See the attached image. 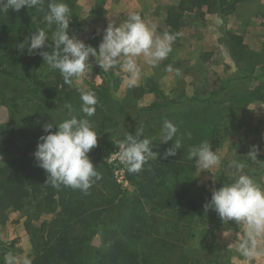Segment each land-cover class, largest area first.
<instances>
[{
  "label": "rangeland",
  "instance_id": "rangeland-1",
  "mask_svg": "<svg viewBox=\"0 0 264 264\" xmlns=\"http://www.w3.org/2000/svg\"><path fill=\"white\" fill-rule=\"evenodd\" d=\"M130 13H138L145 23L154 25L158 36L165 32L180 35L167 58L157 66L144 63L143 57L138 58L140 74L132 87L128 84L129 74L119 66L107 72L103 70L104 75L97 73L92 57L85 74L73 78V84L67 89L73 92L78 106H81L79 89L94 93L98 99L100 87L110 84L113 98H104L107 111L98 112L96 108L94 116L87 117L98 140L108 133L120 145L125 139L123 123L126 122L129 129L143 128V138L165 146L159 139L162 123L167 119L179 129L174 139L179 138L185 146L182 158L188 159L193 143L199 145L203 141L222 157L221 164L212 173L200 172L195 166L186 167L184 173L169 180L170 193L175 195L186 188L188 196L205 204L213 188L233 181L234 170L227 167L232 159L242 162L244 174L264 189V0H242L234 13L226 17L208 12L206 7H195L191 0H75L68 32L84 42L91 34L102 40L103 30L109 23L122 24ZM235 44L239 52L233 56L230 48ZM44 69L42 74L48 75L49 67ZM106 76L116 80L106 81ZM149 78L158 83L159 92L136 95L133 88H147ZM0 83L4 92L0 98L3 100L0 101V131H12L15 147L12 156L27 150L29 167L41 170L45 178V171L37 166L33 156L43 125L62 122L75 115V110L71 107L69 111L65 107L68 103L60 105L54 99L41 100L19 79L2 75ZM56 85L49 79L46 87L52 91L61 88ZM162 101L169 105L152 111L146 109ZM187 132L191 133L190 138ZM253 145L259 149L255 161L246 155ZM119 152L118 146L107 159L114 174L110 176L94 161L90 151L88 156L101 179L86 194L71 188L85 202L86 210L70 223L71 231L91 234L89 249L105 254L108 259L110 242L116 237L125 240L129 236L116 224L102 222L97 226L90 217L96 212L103 213L105 202L114 197L117 200L126 190H133L125 180L126 166L119 160ZM2 158L0 149V161ZM44 191L42 183L38 192L29 186L21 210L0 205V264H4L8 254L32 259L43 247L41 238L49 228L66 227L64 219L56 220L61 204L59 196L56 195L52 204L46 201ZM144 204V213L154 216L157 225L128 243L134 248L163 243L162 255L157 257L160 261L153 264H264V236L258 238L253 259L248 260L236 251L244 237L243 225L234 221L223 223L219 217L216 219L218 215L214 211H197L187 216L186 210L179 206L162 207L146 200ZM130 233L138 232L132 229ZM37 237L40 239L36 240Z\"/></svg>",
  "mask_w": 264,
  "mask_h": 264
},
{
  "label": "clouds",
  "instance_id": "clouds-1",
  "mask_svg": "<svg viewBox=\"0 0 264 264\" xmlns=\"http://www.w3.org/2000/svg\"><path fill=\"white\" fill-rule=\"evenodd\" d=\"M22 8H34L44 12L43 20L48 29L51 30L55 25V30L51 34V44L45 29H37L30 37H25L24 41L17 43V49L21 53L27 49L29 55L41 56L43 64L49 69L58 70L64 83L69 86L73 84V78L85 74L92 57L96 65L105 72L119 66L129 74L128 84L132 87L140 74L138 58L143 57L144 63L157 66L167 58L172 51L173 42L180 35L165 32L158 36L154 25L145 23L138 13H130L122 24L107 25L97 49L87 45L84 40L69 35L71 10L63 0H49L46 11L44 0H0V12H8L9 9L18 12ZM45 46L48 49L51 47L53 51H41ZM79 92L80 110L85 118L72 115L59 123H45L33 156L37 166L46 173L45 183L53 187L63 185L78 189L86 194L92 184L101 179L88 156L91 149L97 146L98 134L87 117L94 116L98 101L90 91L79 89ZM65 107L71 111L70 104ZM178 131L172 121H163L159 141L162 144L173 141V144L164 150V158L176 156L177 150L182 148L181 140L174 139ZM185 134L191 137L190 132ZM119 148V160L129 173L134 174L140 173L144 164L157 153L152 150L153 141L143 138V128L136 129L135 134L128 132ZM258 151V147L253 145L246 155L255 161ZM155 158L157 159V156ZM187 158L194 162L195 168L200 172H211L222 160L220 154L214 151L207 141L190 147ZM227 167L234 170L233 181L213 188L211 198L203 207L206 213L214 211L223 223L234 221L237 225L244 226V237L236 251L251 260L257 254L258 238L264 236V189L249 175L244 174L245 165L239 160H230ZM4 264H32V261L27 256L21 259L8 254Z\"/></svg>",
  "mask_w": 264,
  "mask_h": 264
},
{
  "label": "trees",
  "instance_id": "trees-1",
  "mask_svg": "<svg viewBox=\"0 0 264 264\" xmlns=\"http://www.w3.org/2000/svg\"><path fill=\"white\" fill-rule=\"evenodd\" d=\"M191 1L195 7H206L208 12L218 13L221 17H226L234 13L238 3L242 0ZM48 2L49 0H44L45 11L47 10ZM63 2L69 6L70 10L75 4V0H63ZM43 16L44 12L34 8H22L18 12L12 9H9L8 12H0V75L9 76L13 80L19 79L26 84V87L33 95L41 100L54 99L60 105L70 104L75 110V115L78 118H84L80 110L81 106L74 102L73 92L67 89L69 85L64 83L59 71L50 69L48 75H43L42 72L45 71L44 68L47 65L43 64L42 57L29 55L27 49L21 53L16 47L17 43L24 41L25 37H30L32 32L37 31V29H45L49 36V44H51V34L55 30V25L52 26L51 30L48 29ZM69 35L72 36V34ZM100 42L99 37L91 34L85 43L98 49ZM230 50L233 56L238 54V44L232 46ZM41 51L51 52L53 49L51 47L48 49L45 46ZM95 68L97 73L104 75L103 70L99 66ZM49 79H52L57 84L56 86L60 85L61 88L53 91L47 88ZM109 79L106 76L105 80L109 82L115 81L116 77ZM117 79L121 81L120 78ZM159 90L158 83L152 78L148 79L147 88H133V92L138 96L148 92L158 93ZM3 97L4 92L0 87V98ZM111 97L113 98L110 84L100 87L96 105L98 112L107 111L108 106L104 98ZM0 101L3 100L0 99ZM17 105L16 103L15 106ZM168 105L169 102L167 101L156 102L147 106L146 109L152 111ZM114 126H117V124H114ZM102 128L101 130H103ZM123 129L126 134L128 132L135 134L136 131L135 128L129 129L126 122L123 123ZM107 134H104L97 141V146L91 150V155L94 161L100 163L102 168L110 176H113V169L107 159L110 154L117 150L119 145L112 141ZM13 137L11 130L0 131V149L3 155L0 161V205L12 207L14 210H21L27 188L31 186L33 191L38 192L39 183H42L46 193V201L52 204L55 203L56 195L59 196L61 201V204H59L60 210L56 212V220L64 219L66 221V227L59 226V229L49 228L47 234L42 236L43 247L31 259L32 264H153V261H160L157 257L162 255L160 249L165 247L163 243L146 248H134L128 243L130 240L139 239L141 233L149 231L148 229L154 230L157 225L154 216L144 213L146 207L144 201L156 202L162 207H182L186 210L185 214L187 216H192L197 211H205L204 203L188 196L186 188H181L175 195L169 192L171 189L168 187L169 180L184 173L186 167L194 166L193 161L182 158L185 146L177 150L176 156L164 158L162 155L164 150L170 147L173 141L165 144V146L155 143L152 150L157 153H154V157L144 164L140 173H129L127 168H125V180L129 182L133 190H126L125 194L119 196L117 200L114 197L108 203L105 202L103 213L96 212L95 216L90 217L91 220L97 222V226L102 222L116 224L124 234L129 236V238L125 236V240L116 237L110 242V258L108 259L105 254L93 252L89 249L91 234H73L71 231L70 223L77 217L82 216L86 211L84 209L85 202L77 194L73 193L70 187L62 185L53 187L45 183L46 177L43 178L41 170H34L29 167L27 150L20 152L17 156H12L13 149H15L12 142ZM192 146H197L196 142ZM155 156H157V159ZM27 227L31 230L30 224H27ZM132 229L133 232L138 233H130ZM137 236L139 237L135 238ZM39 239L40 237H37L36 240ZM215 251L217 255L218 251ZM215 260L218 262V257Z\"/></svg>",
  "mask_w": 264,
  "mask_h": 264
}]
</instances>
